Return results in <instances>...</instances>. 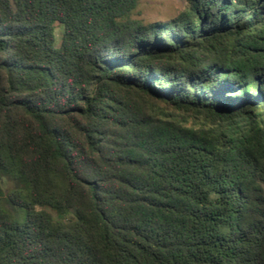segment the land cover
I'll return each instance as SVG.
<instances>
[{
  "label": "trees",
  "instance_id": "trees-1",
  "mask_svg": "<svg viewBox=\"0 0 264 264\" xmlns=\"http://www.w3.org/2000/svg\"><path fill=\"white\" fill-rule=\"evenodd\" d=\"M138 3L0 0V264H264V0Z\"/></svg>",
  "mask_w": 264,
  "mask_h": 264
},
{
  "label": "rangeland",
  "instance_id": "rangeland-1",
  "mask_svg": "<svg viewBox=\"0 0 264 264\" xmlns=\"http://www.w3.org/2000/svg\"><path fill=\"white\" fill-rule=\"evenodd\" d=\"M188 0H139L132 17L142 19L145 23L170 22L178 17L187 7ZM57 39L62 34L61 26L56 27Z\"/></svg>",
  "mask_w": 264,
  "mask_h": 264
}]
</instances>
